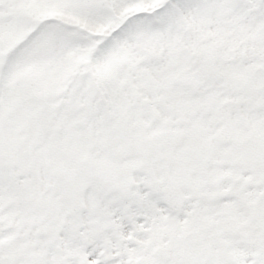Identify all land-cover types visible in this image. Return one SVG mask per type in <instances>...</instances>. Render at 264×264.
Listing matches in <instances>:
<instances>
[{
  "label": "snow or ice",
  "instance_id": "1",
  "mask_svg": "<svg viewBox=\"0 0 264 264\" xmlns=\"http://www.w3.org/2000/svg\"><path fill=\"white\" fill-rule=\"evenodd\" d=\"M0 264H264V0H0Z\"/></svg>",
  "mask_w": 264,
  "mask_h": 264
}]
</instances>
